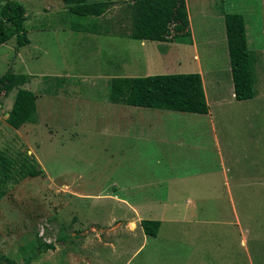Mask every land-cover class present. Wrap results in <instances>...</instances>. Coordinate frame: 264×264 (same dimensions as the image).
I'll return each instance as SVG.
<instances>
[{
  "label": "rangeland",
  "instance_id": "374dc122",
  "mask_svg": "<svg viewBox=\"0 0 264 264\" xmlns=\"http://www.w3.org/2000/svg\"><path fill=\"white\" fill-rule=\"evenodd\" d=\"M17 1L29 41L18 49L14 37L0 45V75L7 68L26 74L20 87L34 93L36 110L32 122L13 129L5 117L16 89H0V257L22 264L38 242H54L29 264H264L262 233L237 229L264 219V190L252 185L264 183V0H184L206 91L207 114L186 122L200 131L197 142L181 139L173 127L163 136L168 120L151 117L163 109L130 106L147 118L143 127L136 122L135 134L99 129L110 77L196 71L189 47L185 52L177 42L125 36L134 0H103L109 2L106 11L83 21L101 33L72 30L62 0ZM231 12L243 17L254 56L250 99L232 96L223 24V14ZM171 118L169 125L186 124ZM29 169L39 173L32 176ZM145 181L151 192L163 189L164 181L177 194L174 207L161 212L173 218L144 242L124 229L110 237L117 218L131 217L128 204L146 199L139 187ZM115 192L127 203H116ZM188 205L194 208L186 212ZM61 233L68 235L64 241L56 239ZM98 236L112 238L110 246Z\"/></svg>",
  "mask_w": 264,
  "mask_h": 264
},
{
  "label": "trees",
  "instance_id": "16d2710c",
  "mask_svg": "<svg viewBox=\"0 0 264 264\" xmlns=\"http://www.w3.org/2000/svg\"><path fill=\"white\" fill-rule=\"evenodd\" d=\"M71 16L70 28L74 31L101 33L86 18H96L108 8L103 0H62ZM130 29L125 36L130 39L151 42H179L190 44V30L184 0H134L129 6ZM23 5L17 0H0V45L14 37L15 48L28 43L24 26ZM223 24L227 46L229 70L236 100L253 96L254 56L247 48L245 22L239 13H224ZM105 33V32H104ZM123 36V35H120ZM26 74H16L7 68L0 75V89L15 93L5 122L13 129L34 120L36 103L34 93L20 85ZM107 102L137 107L163 109L185 113H207L202 82L199 73H163L144 76H114L107 84ZM39 170L29 169L34 176ZM144 234L155 236L159 220L141 219ZM68 235L59 234L64 241ZM54 248V242H38L22 256V264H29L39 253ZM0 264H14L7 257H0Z\"/></svg>",
  "mask_w": 264,
  "mask_h": 264
},
{
  "label": "crops",
  "instance_id": "0c3cea01",
  "mask_svg": "<svg viewBox=\"0 0 264 264\" xmlns=\"http://www.w3.org/2000/svg\"><path fill=\"white\" fill-rule=\"evenodd\" d=\"M189 25H190V23H189ZM190 38H191L190 39L191 40L190 44L174 42L173 45H175V43H176V45L181 46L183 51L185 50V52H187L188 47L192 49L190 54H191L192 60L195 62V69H193L192 71L196 70L195 72L199 73L200 78H201L202 77V74H201V63H200L199 56H198V53H197V50H196L197 49L196 48V44H195L194 39H193L191 34H190ZM140 42H143V41H140ZM164 43H166V42H164ZM170 43H172V42H170ZM103 50L104 49H102L101 52ZM146 51H147L146 49H144V51H142L143 52V60L144 61L145 60L147 61V59H148V55H147ZM176 51L178 52V50H176ZM176 51L174 49H171V52H173L172 55L174 54V56H176L177 59H178V54H177ZM160 57H162V56H160ZM176 61L178 62V64L181 63L180 59L176 60ZM113 63L116 64V62H113ZM100 65H102V64H99V61H98V67ZM108 66H111L112 68L119 67V65H117V64L114 67H113V65H110V64ZM124 76H128V75H124ZM201 82H202V88H204V82L202 81V79H201ZM203 92H204V89H203ZM262 94L264 95V93H262ZM205 96H206V91L204 92V97ZM232 96H233V86H232ZM205 101H206V99H205ZM130 106L131 105L115 104V103H110V102L105 103L104 104L103 115L106 118V120H104L103 124L99 126V129L104 131V132L114 131V132H116L118 134V136H121L122 134H124V137L126 136L127 133L135 134L136 128L138 126L143 127L144 125L142 123V120H147V118L143 117V118L140 119V117L138 115H134L132 113V110L134 108H131ZM133 107H137V106H133ZM162 111H164V112H154L151 115V117L159 116L161 114L160 117H162V119H167L168 120V125H164V129H163V131L161 133L163 136H165L167 129L170 130V128L173 127V130H171V131H174L175 134L178 133L179 137L181 139L182 138H184V139L190 138L194 142H197V141L200 140V137H201L200 136V131L198 129H196V128H195V131H193V129L190 127L191 124L189 125L188 123H186V122H195L197 117L201 116L200 113H185V112L170 111V110H162ZM206 114L207 113H205L203 115H206ZM111 115H112V117H111ZM171 117H173L174 120H178V119L182 118L183 122H185L186 124H177V125H172L171 124V125H169V122H170L169 118H171ZM151 120L152 119L150 118L148 121L151 122ZM137 121H138V125L136 127V122ZM210 124H211V121H210ZM178 125H179V127H178ZM181 126H182V128H181ZM186 126H187V128H185ZM194 133L197 134V137H195L193 135ZM212 136L215 139L214 132H212ZM118 151L121 153V149H118ZM158 161L159 160H156V162H158ZM167 166H168V162H167ZM168 168L170 169L169 170L170 176H173V175L175 176L173 165L170 164V166H168ZM146 183H147V181H145L142 184L138 183L139 187H143V189L145 190L146 199H144L143 200L144 202L140 203L139 205H138V203L137 204H132V203L128 204V206L130 208V211H131L130 212V216L131 217L128 218L126 216H122L121 218L120 217L117 218L116 221H115L116 227L113 228L114 230L112 229L111 232H107L110 237H112L110 235V233L113 234V232H117V230L124 229L126 232H131L133 234L139 235L140 238L142 239V242H144L146 240V237L149 236V235H146V234L143 233L142 228L140 226V220L141 219H156V220H159L160 223H159V227H158L156 236L155 237L149 236V237H152V238H156L159 235V228H160L161 224L164 221L169 222V220L171 218H173V217H171V216H169L167 214L161 213V212H166L168 209H171L172 207H174V205L170 204V202L171 203L176 202L177 194L175 192H170L167 188H165V182L164 181L161 182V184L164 185L163 189H159L156 192H151L146 187ZM244 184H246V183L244 182ZM247 184H250V181L247 182ZM252 185H254V186L257 185V186L260 187V189L264 190V183H261V184L258 183V184H252ZM176 187L177 186L174 185V188H176ZM71 188L72 189L75 188V190H76L77 186L71 187ZM134 188H135V186L131 187L130 191H132V190L134 191ZM70 193L71 192L69 191V196L70 195L74 196V195H72ZM76 194H80V193L77 191ZM112 196H113V198H115L116 203H123V204L127 203L125 197L122 196V195H119L116 192L113 193ZM226 198H228L230 201H232L231 204H233V200L234 199H233V196H232L230 191L227 192ZM188 203H190V201H188ZM141 206H143L144 210H148V212H146V213L141 212L140 211L141 210L140 209ZM190 207L194 208V206H192V205L184 206L183 208H184V210H186V212H188ZM156 210H159V211L156 212ZM170 212H177V211L173 210V211H170ZM234 215H235V212H234ZM180 216L183 217V213H181ZM235 217H237V214H236ZM183 219H186V218H183ZM177 221H178V219H177ZM235 222L238 223V219L237 218H235ZM256 222L254 221V223H256V225H254V226H246V228L244 226L238 225V227H237V229L239 230L238 232L241 233V234H243L244 232L249 233L250 229L252 231H254V229L256 228V229H258V231H260L262 233L261 239H263V237H264V219L262 220V223H260L259 220L258 221L256 220ZM118 223H119V225H118ZM98 237H99V239H97V240H98L99 243L103 244L105 247H107L108 245L110 246L111 243L109 241L112 238L111 239L110 238H105V240H106V242H105L104 240H101L102 237H100V236H98ZM240 243L242 244L243 254L245 256H247V237L242 235L241 238H240ZM113 249H115L114 246H113ZM110 250H111V247H110Z\"/></svg>",
  "mask_w": 264,
  "mask_h": 264
}]
</instances>
